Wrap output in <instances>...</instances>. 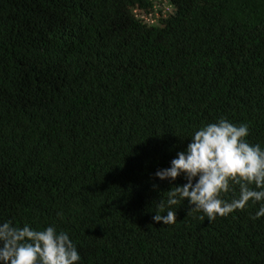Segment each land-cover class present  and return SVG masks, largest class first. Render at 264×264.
Wrapping results in <instances>:
<instances>
[{"label":"trees","instance_id":"trees-1","mask_svg":"<svg viewBox=\"0 0 264 264\" xmlns=\"http://www.w3.org/2000/svg\"><path fill=\"white\" fill-rule=\"evenodd\" d=\"M166 1L0 0V222L67 232L78 264H264V201L153 220L202 126L264 149V0Z\"/></svg>","mask_w":264,"mask_h":264},{"label":"clouds","instance_id":"clouds-1","mask_svg":"<svg viewBox=\"0 0 264 264\" xmlns=\"http://www.w3.org/2000/svg\"><path fill=\"white\" fill-rule=\"evenodd\" d=\"M248 135V125L237 126L224 118L195 131L171 167L155 173L161 181L173 182L183 175L187 182L167 192L169 210L166 215L156 212L153 220L164 225L175 223L176 211L171 206L185 200L189 211L203 212L209 222L244 210L250 201H264V149L250 144ZM233 185L239 186V197L224 200L222 194L232 191ZM158 206L165 208L162 200ZM261 216L264 205L253 219ZM80 259L67 232H57L54 226L36 230L28 224L19 227L12 221L0 222V264H78Z\"/></svg>","mask_w":264,"mask_h":264},{"label":"rangeland","instance_id":"rangeland-1","mask_svg":"<svg viewBox=\"0 0 264 264\" xmlns=\"http://www.w3.org/2000/svg\"><path fill=\"white\" fill-rule=\"evenodd\" d=\"M157 5V10L155 13L149 16H142L144 17L147 21H153V19H156L153 23L158 22V18L161 16L159 10L162 11V14L167 16L173 12L172 6L166 1V0H157L156 2Z\"/></svg>","mask_w":264,"mask_h":264}]
</instances>
